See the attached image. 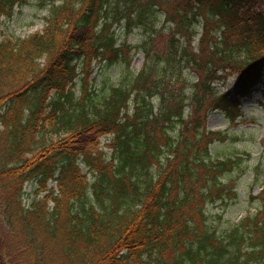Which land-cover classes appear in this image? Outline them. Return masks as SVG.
I'll use <instances>...</instances> for the list:
<instances>
[{"label":"trees","instance_id":"obj_1","mask_svg":"<svg viewBox=\"0 0 264 264\" xmlns=\"http://www.w3.org/2000/svg\"><path fill=\"white\" fill-rule=\"evenodd\" d=\"M28 1L0 0V18ZM41 3V31L0 41V264H264V189L260 209L228 232L209 223L207 206L235 194L220 181L231 161L210 153L221 134L205 131L208 111L235 120L255 87L264 99V0ZM159 12L167 36H150L142 68L94 102L92 63L129 51L113 27H146Z\"/></svg>","mask_w":264,"mask_h":264},{"label":"rangeland","instance_id":"obj_2","mask_svg":"<svg viewBox=\"0 0 264 264\" xmlns=\"http://www.w3.org/2000/svg\"><path fill=\"white\" fill-rule=\"evenodd\" d=\"M42 0H29L27 4L16 6L11 17L0 18V41L8 37H25L35 31L41 30L44 26L45 17L48 16L49 6H44ZM151 23L146 27H135L125 31L123 26H114L118 45L129 47L124 62H118L112 66L107 64L98 65L93 62V72L89 76L85 89H88L90 98L94 102L102 100L109 84L119 81L128 83L133 73H137L144 62V54L140 47L149 40L150 36L162 33L167 36L170 23H164L162 12L150 15ZM173 27V26H172ZM201 27L197 26V31ZM166 38L158 40L153 44L155 49L159 48V56L164 54L167 48ZM198 36L193 38L192 47H196ZM158 56V57H159ZM187 70L184 71L186 75ZM195 78V76H194ZM236 80V76H231L224 83H216L215 91L220 94L230 88ZM192 82H187L186 95H191ZM76 97L80 96L83 86L76 80L74 87ZM189 101V100H187ZM156 104V101H153ZM241 116L235 120H230L220 109L207 112L205 122L206 132H218L221 134L220 140H215L210 145V153L214 160H230L231 168L221 177L220 181L232 188L235 196L228 194L222 202L218 200L212 205H208L206 213L209 223L219 232H228L238 221L247 216L253 215L261 207L260 199L255 198L264 187V99L261 96V88L253 90L251 98L242 99L240 102ZM189 107L185 109V118L189 117ZM131 112V111H129ZM178 128L175 129V133ZM112 138L106 135L100 138V145L106 155L110 154V149L106 144ZM89 181H93V176L84 165H80ZM49 186H55L50 182ZM34 183L25 185L24 203L29 205L33 199Z\"/></svg>","mask_w":264,"mask_h":264}]
</instances>
